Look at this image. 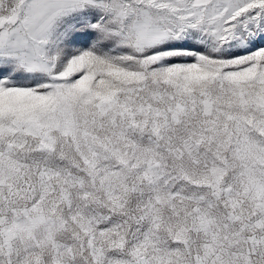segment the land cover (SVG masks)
<instances>
[{
	"label": "snow or ice",
	"instance_id": "1",
	"mask_svg": "<svg viewBox=\"0 0 264 264\" xmlns=\"http://www.w3.org/2000/svg\"><path fill=\"white\" fill-rule=\"evenodd\" d=\"M0 264H264V0H0Z\"/></svg>",
	"mask_w": 264,
	"mask_h": 264
}]
</instances>
